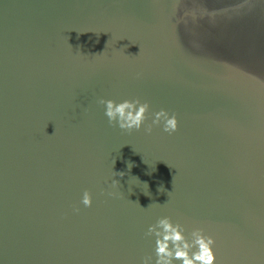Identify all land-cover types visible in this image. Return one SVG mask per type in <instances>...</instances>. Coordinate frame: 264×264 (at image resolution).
<instances>
[{
  "label": "water",
  "instance_id": "obj_1",
  "mask_svg": "<svg viewBox=\"0 0 264 264\" xmlns=\"http://www.w3.org/2000/svg\"><path fill=\"white\" fill-rule=\"evenodd\" d=\"M162 216L264 264V0H0V264H155Z\"/></svg>",
  "mask_w": 264,
  "mask_h": 264
},
{
  "label": "clouds",
  "instance_id": "obj_2",
  "mask_svg": "<svg viewBox=\"0 0 264 264\" xmlns=\"http://www.w3.org/2000/svg\"><path fill=\"white\" fill-rule=\"evenodd\" d=\"M99 104L105 106V116L111 126H118L121 130L132 132L139 131L148 119L150 105L139 99L123 100L117 103L111 99H99ZM163 123V131L172 134L178 129V120L175 114L161 109L154 113L152 123L145 128L146 133L152 132L154 125ZM123 176V172H121ZM113 186L119 181L113 180ZM92 193L84 190L81 203L85 207L92 206ZM78 212L79 208L74 209ZM146 236H155V264H216L214 252L215 239L205 234L202 228H194L191 239L185 235V228L179 222H173L170 216L160 217L155 224L149 226ZM141 264H152V257L146 256Z\"/></svg>",
  "mask_w": 264,
  "mask_h": 264
}]
</instances>
